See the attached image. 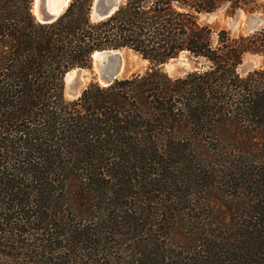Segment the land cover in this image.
<instances>
[{"label": "trees", "instance_id": "1", "mask_svg": "<svg viewBox=\"0 0 264 264\" xmlns=\"http://www.w3.org/2000/svg\"><path fill=\"white\" fill-rule=\"evenodd\" d=\"M93 1L71 0L55 20L39 22L32 0H0V260L130 264L107 249L127 240L140 252L136 234L147 236L149 212L163 207L167 222L187 226L182 244L264 264V162L260 184L246 187L255 201L229 209L233 229L200 201L187 205L184 222L183 190L171 186L176 171L214 174L200 159L242 178L253 174L240 157L264 158L255 141L264 142V62L237 71L245 54L264 56V28L231 34L201 19L225 0H121L102 18L91 17ZM103 49L131 50L148 65L65 99V74L90 67ZM181 52L197 68L170 76L161 64ZM228 129L236 131L225 141ZM76 219L87 224L65 226Z\"/></svg>", "mask_w": 264, "mask_h": 264}, {"label": "rangeland", "instance_id": "2", "mask_svg": "<svg viewBox=\"0 0 264 264\" xmlns=\"http://www.w3.org/2000/svg\"><path fill=\"white\" fill-rule=\"evenodd\" d=\"M234 2L236 4H239V6H236L234 10L229 9L231 0H225L214 11L202 14L201 19L211 24L216 30L223 28L229 31L231 34H238L240 32L248 33L254 31L247 29V19L253 14L264 17V13L262 12V10L264 9V0H234ZM252 5H259V10L254 12H246L243 10V7H250ZM91 17H95L93 11ZM231 19H235L233 26L230 25ZM259 28H264V25H260L259 27H257V29ZM116 52H118L117 56L120 63V69L117 74V78L127 77L135 72H142L148 65L147 60L143 59L141 56L131 50L125 49ZM247 57L252 62V65L243 67V63L246 61ZM193 61L195 60L192 58V56H190L186 52H181L174 59L168 60V62L164 66H162V68L170 76H182L186 72L194 70L193 66H196V64H193ZM263 62V55L247 53L244 55L242 62L238 65L237 71L239 72L240 76H245L248 72L262 67ZM94 63V61H91L90 67L88 68H77L69 71L66 79L64 76L63 94L65 99L68 100L77 97L89 82H97L98 84H100L96 79L98 70L96 68V64ZM73 78L79 80V86L77 88L78 90L76 94L74 93V95H72L73 91H70L68 89L69 83ZM235 131L236 129H228L224 135V140L230 141L228 135L234 133ZM255 141L258 147L264 149V142H261L260 138L257 137ZM256 157L246 155L239 158L242 161L241 164H244L245 168H249L251 170V173L253 174L250 176L245 175L242 178L241 176H233L231 178L225 175L221 171L223 162L215 159H200L194 161L195 164L198 163L200 168L202 167V164L206 163L210 166H213L212 168L214 169L215 173L208 177L201 178L198 175L188 174L184 171L174 172L172 174L171 186L176 185L177 187H180L181 190H183V193L179 194V196L182 198V200L180 201L181 204H177V207L180 210L179 213L184 214L183 221L184 218L189 219V210H187V205H191L200 201L203 207L212 210L213 216L220 218L221 220L225 219L229 228H235L234 222L235 219L237 220V217L236 215L234 216V214L229 209H231L232 204L237 200L243 199V201L247 202L255 201V196L251 192L246 191V187L252 186L254 185V183L260 184L262 178L258 174V169L264 162V158L262 156ZM170 162L173 164H177L176 161ZM186 162H188V160ZM176 201L179 202V199H176ZM167 204H169L170 206V201H168ZM162 209L163 207L160 210H156L155 212H149L150 223H154L152 228L148 230L149 234L145 236L137 233L135 236L138 237L139 241H143V245L141 246V248L144 247V249L140 250L139 252V250L134 247L133 242L122 240L120 245L114 247L113 249H111V247L114 244H111L110 249L108 248L107 251H110L114 255L117 254L118 258H124L125 261L130 260V264H139V258L145 259L146 257L147 259H145V261L147 262V264L247 263L249 256H245L243 253L239 255L238 259H234L226 254H220L218 257L217 254L207 255L203 250L204 248L202 247L193 248L182 244V238L185 237V234L188 231L187 226L184 225V229H179L180 227L178 228L177 226H175V222H172L171 219H169L167 222V216H162L167 214L163 213ZM223 210L224 212H221ZM143 216H145V212ZM209 220L214 221V219L212 218H209ZM82 224L86 225L87 223L83 220L76 219V221L68 222V224H65V226L69 228L82 227ZM148 225L149 224L146 225V228H148ZM27 237L32 238L34 242L36 234L28 235ZM127 237H132V234H130V236L128 235ZM130 248L132 250L127 251ZM20 249L22 250V252L27 251L26 256H28L29 254H32L34 248L32 247L30 249H25L23 247ZM249 254L252 257L253 262L257 259L260 261L258 255L253 253ZM2 263L24 264V260H12V262H9V260L1 259L0 264Z\"/></svg>", "mask_w": 264, "mask_h": 264}, {"label": "water", "instance_id": "3", "mask_svg": "<svg viewBox=\"0 0 264 264\" xmlns=\"http://www.w3.org/2000/svg\"><path fill=\"white\" fill-rule=\"evenodd\" d=\"M70 1L71 0H60V2L59 0H32L31 10L36 20H38L39 22H51L55 20L65 10V8L69 5ZM120 1L121 0H94L92 7L95 17L102 18L108 15L110 12L113 11V9L117 6ZM234 22L235 19H231L230 25L233 26ZM260 25H264V17L258 16L256 14H253L248 17L246 24L248 30H256L257 27H259ZM115 51L119 50H96L91 55V61L93 62L94 55L96 53H106V56L96 63V68L98 70V75L96 79L102 86L110 84L111 82H113L114 79L117 78V74L120 69V63L118 61V54L116 55V53H113ZM174 58L175 57L170 59ZM167 62L168 61L162 63L161 66H164ZM193 64H196V62L193 61ZM250 65H252V62L247 57L246 61L243 63V67H248ZM193 67L194 69H196L197 65ZM68 73L69 72L65 74V79L68 76ZM78 86L79 80L76 78L71 79L68 89L70 91H73L72 95H74V93H77Z\"/></svg>", "mask_w": 264, "mask_h": 264}, {"label": "bare ground", "instance_id": "4", "mask_svg": "<svg viewBox=\"0 0 264 264\" xmlns=\"http://www.w3.org/2000/svg\"><path fill=\"white\" fill-rule=\"evenodd\" d=\"M59 2H60V0H59ZM113 53H116V55L118 54V52H113ZM106 56V53H96L95 55H94V64H96L98 61H100L103 57H105ZM70 84V83H69Z\"/></svg>", "mask_w": 264, "mask_h": 264}]
</instances>
